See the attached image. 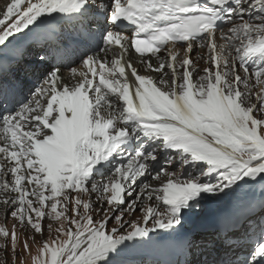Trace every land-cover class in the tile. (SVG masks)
Segmentation results:
<instances>
[{
  "label": "snow or ice",
  "instance_id": "obj_1",
  "mask_svg": "<svg viewBox=\"0 0 264 264\" xmlns=\"http://www.w3.org/2000/svg\"><path fill=\"white\" fill-rule=\"evenodd\" d=\"M34 37L40 87L0 83V264H136L174 234L176 264H264V189L243 222L197 211L264 184V0H10L0 57ZM69 48L70 83L49 62Z\"/></svg>",
  "mask_w": 264,
  "mask_h": 264
},
{
  "label": "rangeland",
  "instance_id": "obj_2",
  "mask_svg": "<svg viewBox=\"0 0 264 264\" xmlns=\"http://www.w3.org/2000/svg\"><path fill=\"white\" fill-rule=\"evenodd\" d=\"M13 219L12 218H8L6 221L4 219L3 216H0V224L2 223H6V226L11 228L12 225H13ZM49 222V221H48ZM47 221H44L45 225L48 223ZM56 225H53V227L55 228ZM24 233H21V236H23ZM53 235H55V233L53 232ZM45 236H47V229L45 228ZM40 237L37 236L36 237V240L37 242L40 241ZM29 243L31 244V248H32V251H31V255H35L36 253V250H37V243H32L31 241H29ZM24 256V261H25V264H31V258H30V255L28 253H24L23 254ZM4 258V252L2 250H0V260H2Z\"/></svg>",
  "mask_w": 264,
  "mask_h": 264
},
{
  "label": "bare ground",
  "instance_id": "obj_3",
  "mask_svg": "<svg viewBox=\"0 0 264 264\" xmlns=\"http://www.w3.org/2000/svg\"><path fill=\"white\" fill-rule=\"evenodd\" d=\"M10 47L12 46V45H9ZM6 49H4V51H5ZM66 81V80H65ZM67 82V81H66ZM244 219V217H242L239 221H241V220H243Z\"/></svg>",
  "mask_w": 264,
  "mask_h": 264
}]
</instances>
